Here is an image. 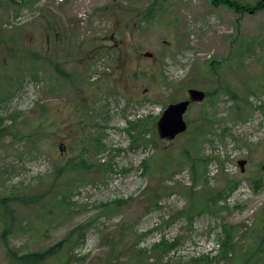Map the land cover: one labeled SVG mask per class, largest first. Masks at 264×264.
Masks as SVG:
<instances>
[{
	"label": "rangeland",
	"instance_id": "374dc122",
	"mask_svg": "<svg viewBox=\"0 0 264 264\" xmlns=\"http://www.w3.org/2000/svg\"><path fill=\"white\" fill-rule=\"evenodd\" d=\"M263 166L264 6L0 0V264H264Z\"/></svg>",
	"mask_w": 264,
	"mask_h": 264
},
{
	"label": "trees",
	"instance_id": "16d2710c",
	"mask_svg": "<svg viewBox=\"0 0 264 264\" xmlns=\"http://www.w3.org/2000/svg\"><path fill=\"white\" fill-rule=\"evenodd\" d=\"M258 4H245V6H242L238 1H232V0H213V4L217 6H227L229 8H232L238 12H241L243 14L246 13H255L257 11L262 10L264 6V0L258 1ZM148 15L145 16V19L148 20ZM56 70L62 75V71L57 67ZM212 71L216 70V67H214L212 63ZM67 75V74H65ZM236 96H233V99H235ZM196 146V145H194ZM198 167H194L193 173L198 175L197 173ZM66 174V169L61 168L57 172V176H63ZM258 180L256 181V188ZM25 202L29 201L27 198H24ZM13 200V199H11ZM19 201V200H18ZM0 208H2L9 220L12 222L15 221L13 210L10 206V202L8 201V198L1 199L0 200ZM6 231H4V234H6ZM234 236L231 233V231L226 230L225 233V240L222 243V249L225 254H229V249L233 244ZM7 243V242H6ZM64 245L63 243H58L57 245L50 247L44 251H37V252H29V253H20L17 250H13L11 248L8 249L7 256L9 259L10 264H47V262L52 259L53 257L57 256L61 251H63Z\"/></svg>",
	"mask_w": 264,
	"mask_h": 264
},
{
	"label": "water",
	"instance_id": "95a60500",
	"mask_svg": "<svg viewBox=\"0 0 264 264\" xmlns=\"http://www.w3.org/2000/svg\"><path fill=\"white\" fill-rule=\"evenodd\" d=\"M189 95L190 99L176 104H171L164 111L158 122V130L163 138L173 140L188 130V124L184 120V115L187 113L192 102H202L206 97L203 92L198 90H191ZM246 164V160L238 161V165L243 173L245 171Z\"/></svg>",
	"mask_w": 264,
	"mask_h": 264
},
{
	"label": "flooded vegetation",
	"instance_id": "af4514ba",
	"mask_svg": "<svg viewBox=\"0 0 264 264\" xmlns=\"http://www.w3.org/2000/svg\"><path fill=\"white\" fill-rule=\"evenodd\" d=\"M111 38L113 39L114 36L112 35ZM116 47H117V48H120V45L116 43Z\"/></svg>",
	"mask_w": 264,
	"mask_h": 264
}]
</instances>
